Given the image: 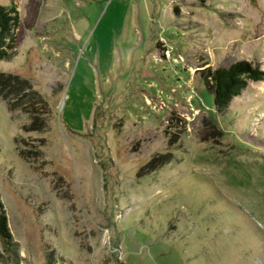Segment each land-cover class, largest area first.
Listing matches in <instances>:
<instances>
[{
	"label": "rangeland",
	"instance_id": "obj_1",
	"mask_svg": "<svg viewBox=\"0 0 264 264\" xmlns=\"http://www.w3.org/2000/svg\"><path fill=\"white\" fill-rule=\"evenodd\" d=\"M0 4V264H264V0Z\"/></svg>",
	"mask_w": 264,
	"mask_h": 264
},
{
	"label": "trees",
	"instance_id": "obj_2",
	"mask_svg": "<svg viewBox=\"0 0 264 264\" xmlns=\"http://www.w3.org/2000/svg\"><path fill=\"white\" fill-rule=\"evenodd\" d=\"M19 23L18 13L13 5L0 4V61L9 60L15 52V29ZM5 77L0 74V78ZM17 80L16 75L8 74L5 80ZM207 88L213 94V105L221 111L231 100L240 95L248 81L264 80V70L250 62L239 60L228 67L208 70L204 77ZM165 158V157H164ZM0 240L6 250L15 245L7 223V217L0 201Z\"/></svg>",
	"mask_w": 264,
	"mask_h": 264
}]
</instances>
